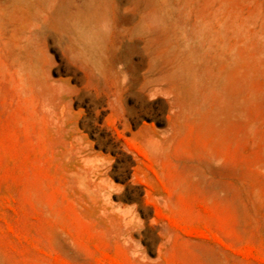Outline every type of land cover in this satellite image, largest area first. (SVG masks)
Returning <instances> with one entry per match:
<instances>
[{
    "label": "rangeland",
    "instance_id": "1",
    "mask_svg": "<svg viewBox=\"0 0 264 264\" xmlns=\"http://www.w3.org/2000/svg\"><path fill=\"white\" fill-rule=\"evenodd\" d=\"M0 264H264V0H0Z\"/></svg>",
    "mask_w": 264,
    "mask_h": 264
}]
</instances>
